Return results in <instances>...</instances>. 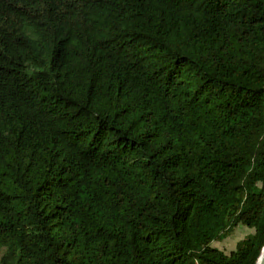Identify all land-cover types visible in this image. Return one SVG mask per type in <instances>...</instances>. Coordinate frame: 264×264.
<instances>
[{
  "label": "trees",
  "instance_id": "16d2710c",
  "mask_svg": "<svg viewBox=\"0 0 264 264\" xmlns=\"http://www.w3.org/2000/svg\"><path fill=\"white\" fill-rule=\"evenodd\" d=\"M263 248L264 0H0V264Z\"/></svg>",
  "mask_w": 264,
  "mask_h": 264
},
{
  "label": "rangeland",
  "instance_id": "374dc122",
  "mask_svg": "<svg viewBox=\"0 0 264 264\" xmlns=\"http://www.w3.org/2000/svg\"><path fill=\"white\" fill-rule=\"evenodd\" d=\"M253 232L252 229H249L245 226H240L237 231H235L231 237L225 238L224 240H217L214 242V245L225 252L229 253L234 249L239 240L243 239L246 235Z\"/></svg>",
  "mask_w": 264,
  "mask_h": 264
},
{
  "label": "water",
  "instance_id": "95a60500",
  "mask_svg": "<svg viewBox=\"0 0 264 264\" xmlns=\"http://www.w3.org/2000/svg\"><path fill=\"white\" fill-rule=\"evenodd\" d=\"M257 264H264V248H263V250H262V253H261V255H260V258H259Z\"/></svg>",
  "mask_w": 264,
  "mask_h": 264
}]
</instances>
